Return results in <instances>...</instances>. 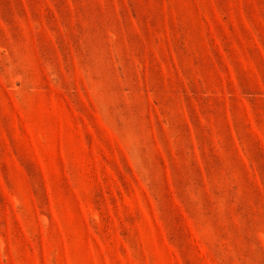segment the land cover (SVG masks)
Instances as JSON below:
<instances>
[{
    "label": "rangeland",
    "instance_id": "rangeland-1",
    "mask_svg": "<svg viewBox=\"0 0 264 264\" xmlns=\"http://www.w3.org/2000/svg\"><path fill=\"white\" fill-rule=\"evenodd\" d=\"M0 264H264V0H0Z\"/></svg>",
    "mask_w": 264,
    "mask_h": 264
}]
</instances>
